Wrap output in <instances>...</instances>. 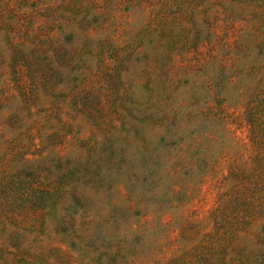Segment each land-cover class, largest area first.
<instances>
[{"label": "rangeland", "instance_id": "rangeland-1", "mask_svg": "<svg viewBox=\"0 0 264 264\" xmlns=\"http://www.w3.org/2000/svg\"><path fill=\"white\" fill-rule=\"evenodd\" d=\"M17 172L51 202L10 206ZM249 255L264 259V0H0V264Z\"/></svg>", "mask_w": 264, "mask_h": 264}, {"label": "trees", "instance_id": "trees-1", "mask_svg": "<svg viewBox=\"0 0 264 264\" xmlns=\"http://www.w3.org/2000/svg\"><path fill=\"white\" fill-rule=\"evenodd\" d=\"M16 175V179L15 181H20L21 184V189L25 188L26 183H29V181H27L28 179L24 178L25 177V173H21L19 174L18 172L15 174ZM50 193L44 191V190H39L35 187H30L29 188H25V190H23V192L20 194V196L16 197L15 194L10 195L8 199H6L8 203H10V206H14V209H17L19 211V213H22V211H24V209L26 207L28 208H41L44 205H48L51 202V196L49 195ZM8 197V195H7ZM263 227V226H262ZM250 258V260L247 262H239L236 263L235 258H231L230 259V264H264V259H262L261 261H258L255 258H251L250 255L248 256L247 260ZM245 260V258H244Z\"/></svg>", "mask_w": 264, "mask_h": 264}]
</instances>
